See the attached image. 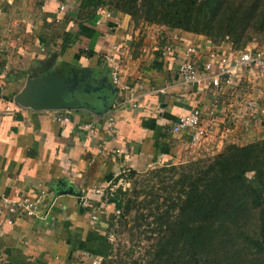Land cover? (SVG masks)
I'll use <instances>...</instances> for the list:
<instances>
[{
  "label": "crops",
  "instance_id": "0c3cea01",
  "mask_svg": "<svg viewBox=\"0 0 264 264\" xmlns=\"http://www.w3.org/2000/svg\"><path fill=\"white\" fill-rule=\"evenodd\" d=\"M81 13L79 0H0V196L42 197L40 211L16 219L14 226L7 222V209L0 215V264H85L103 256L105 231L94 225L93 207L125 169L193 154L189 134L171 131L193 106L202 107L210 125L201 144L208 154L264 135V68L245 69L236 85L224 88L216 115L209 114L212 90L194 94L179 83L184 46L198 45L206 58L213 50L233 54L231 44L215 45L179 30L161 36L149 31L129 53L127 13L108 5L93 17ZM68 32L72 41L63 49ZM168 44L174 51L164 54ZM117 62L127 89L113 81ZM73 70L89 75L79 95L95 109L34 110L15 103L30 80L50 73L67 78ZM249 102L258 107L257 115L249 112ZM58 111L71 113L66 126L56 120Z\"/></svg>",
  "mask_w": 264,
  "mask_h": 264
},
{
  "label": "trees",
  "instance_id": "16d2710c",
  "mask_svg": "<svg viewBox=\"0 0 264 264\" xmlns=\"http://www.w3.org/2000/svg\"><path fill=\"white\" fill-rule=\"evenodd\" d=\"M79 1L81 14L89 17L104 5L134 17L141 10L147 20L222 40L240 42L251 31L264 32V0H129L135 4L128 10L112 6L113 0ZM70 41L68 32L63 49ZM180 166H171L180 172L178 195L163 216L165 228L149 263L264 264V140L231 144ZM110 200L121 208L117 197Z\"/></svg>",
  "mask_w": 264,
  "mask_h": 264
},
{
  "label": "rangeland",
  "instance_id": "374dc122",
  "mask_svg": "<svg viewBox=\"0 0 264 264\" xmlns=\"http://www.w3.org/2000/svg\"><path fill=\"white\" fill-rule=\"evenodd\" d=\"M132 4L135 3L129 0H126L125 3L124 1L119 2V0L112 1V6L119 5L122 9L125 7L126 10ZM139 4L144 5V0H139L136 3V5ZM141 14V10L137 12L135 17L128 14L130 16L128 31H131L132 37L130 39L131 43L124 46L129 53H134L141 46L142 39L140 38L144 32L154 33L155 31L158 36H161L165 30L190 32L181 28H173L165 22L147 20ZM190 33L202 36L204 40H209L215 45L229 43L235 49H243L248 46L264 50V32L251 31L248 35L250 39L240 42L232 41L231 37L222 40L204 33ZM117 63L121 64L120 62ZM254 72L256 74L255 70H253ZM247 85L248 82L246 81L243 86L244 90L246 88L244 93L247 92ZM245 100L248 99L245 98ZM263 140L264 135L237 145L243 146ZM228 145L231 144L226 146ZM192 151L193 154L187 159L179 162L151 163L135 175H131L129 170L125 169L122 173H119L117 180L114 179L107 185L103 199L100 202L101 205L94 206V213H92L96 214L95 218L92 216L94 225L105 231L107 251L103 256L86 257L88 260L85 264H150L152 253L156 249V244L159 242V237L165 228L162 225L163 216L168 211L171 202L178 195L177 180L180 178V172L178 174L171 170V166H176L181 171L183 168L180 165L188 161L206 159L219 153L213 151L208 154L210 150L202 148V146H194ZM252 174L249 173V176ZM112 197L118 198L121 203L120 209L116 207L115 203L111 202L110 198ZM171 212H174V210Z\"/></svg>",
  "mask_w": 264,
  "mask_h": 264
},
{
  "label": "built area",
  "instance_id": "2783aa9c",
  "mask_svg": "<svg viewBox=\"0 0 264 264\" xmlns=\"http://www.w3.org/2000/svg\"><path fill=\"white\" fill-rule=\"evenodd\" d=\"M60 12L66 10L65 4H60ZM56 21H60L57 18ZM201 48L193 43L184 46L178 55V80L187 91L194 89V94H201L206 89L212 90L214 96V109L209 114L216 115V109L220 103L219 95L225 88H232L237 84L240 73L245 69L264 68V50L254 47H246L243 50H235L233 54L220 53L218 50L210 52L208 57L201 56ZM174 51L173 45L168 44L164 47V54H171ZM121 64L116 63L112 72L115 84L121 89H127L120 74ZM163 93L165 89L161 90ZM11 107L8 106V109ZM248 110L253 115H257L258 107L248 103ZM56 120L66 126L71 121L69 111H58ZM209 123L206 120L202 107L193 106L192 109L178 117L177 121L171 126V131L186 132L190 136L193 146H201L210 134ZM42 197L33 199L27 196L10 198L0 196V215L7 209V222L11 226L16 224V219L21 217L35 216L41 207ZM83 203L91 206V202L85 198ZM94 213V212H93ZM95 218L96 214H92Z\"/></svg>",
  "mask_w": 264,
  "mask_h": 264
},
{
  "label": "water",
  "instance_id": "95a60500",
  "mask_svg": "<svg viewBox=\"0 0 264 264\" xmlns=\"http://www.w3.org/2000/svg\"><path fill=\"white\" fill-rule=\"evenodd\" d=\"M87 70L86 68L85 71ZM85 71L79 75L73 70L71 76L67 78L50 73L32 79L15 96L14 101L21 106L30 107L34 110H71L80 107L95 109L87 98H81L79 95L82 92L79 87L80 83L89 79V75L86 76ZM84 92H88L86 87Z\"/></svg>",
  "mask_w": 264,
  "mask_h": 264
}]
</instances>
